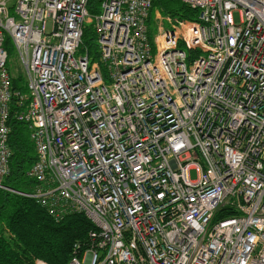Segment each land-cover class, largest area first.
<instances>
[{
	"label": "built area",
	"instance_id": "1",
	"mask_svg": "<svg viewBox=\"0 0 264 264\" xmlns=\"http://www.w3.org/2000/svg\"><path fill=\"white\" fill-rule=\"evenodd\" d=\"M179 1L196 19L151 39L152 0H0V191L15 96L36 156L20 194L92 224L67 264H264V0Z\"/></svg>",
	"mask_w": 264,
	"mask_h": 264
},
{
	"label": "trees",
	"instance_id": "2",
	"mask_svg": "<svg viewBox=\"0 0 264 264\" xmlns=\"http://www.w3.org/2000/svg\"><path fill=\"white\" fill-rule=\"evenodd\" d=\"M100 0H89L87 8L92 14L97 11ZM180 20H195L197 10L179 0H152L147 19L149 38L154 32V13ZM89 51L96 53L94 32L85 27L82 37ZM9 42L6 39L5 44ZM198 51H189L190 57ZM10 70V69H9ZM11 74V91L25 92L26 84ZM16 97L10 102L8 145L11 149L9 174L3 184L11 190L0 191V264H34L42 260L48 264H67L73 245L85 243L92 224L82 214H70L55 221L33 199L21 195L29 192L33 180L26 175L35 161V150L29 138L26 124L15 120Z\"/></svg>",
	"mask_w": 264,
	"mask_h": 264
},
{
	"label": "rangeland",
	"instance_id": "3",
	"mask_svg": "<svg viewBox=\"0 0 264 264\" xmlns=\"http://www.w3.org/2000/svg\"><path fill=\"white\" fill-rule=\"evenodd\" d=\"M15 1L16 0H7V6L9 7L11 13H12ZM157 17H160V19H158ZM165 18L166 17L162 16L158 11H155V13H154V32H153L154 36L157 32V26H158L159 22H161L160 25H163V27L168 28L169 25L166 24ZM235 19L237 20V14L236 13H235ZM86 26H88L91 29L93 28V25L90 24V21L86 23ZM5 49H6L7 54H8V66H9V69H10L12 76L19 78L20 84L21 83L26 84L24 69L20 63L16 48L12 44L11 40H9V42H7L5 44ZM91 52H92L91 54H93V51H91ZM190 175H191V177H194L195 171H191Z\"/></svg>",
	"mask_w": 264,
	"mask_h": 264
}]
</instances>
